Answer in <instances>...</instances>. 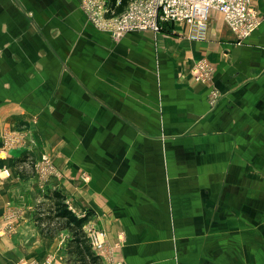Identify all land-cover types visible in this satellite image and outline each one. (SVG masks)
Segmentation results:
<instances>
[{
	"label": "crops",
	"instance_id": "crops-1",
	"mask_svg": "<svg viewBox=\"0 0 264 264\" xmlns=\"http://www.w3.org/2000/svg\"><path fill=\"white\" fill-rule=\"evenodd\" d=\"M252 3L258 27L239 39L217 10L204 29L116 37L81 0H0V264H70L53 191L115 260L264 264V0ZM201 60L208 81L192 74ZM43 156L57 170L45 179Z\"/></svg>",
	"mask_w": 264,
	"mask_h": 264
},
{
	"label": "built area",
	"instance_id": "built-area-1",
	"mask_svg": "<svg viewBox=\"0 0 264 264\" xmlns=\"http://www.w3.org/2000/svg\"><path fill=\"white\" fill-rule=\"evenodd\" d=\"M81 6L96 27L116 37L128 32H158L166 24L175 22L195 24L204 29L212 10L222 13L225 22L239 39L248 37L259 24L252 0H130L122 12H116L111 7L110 0H81ZM192 74L196 81H208L213 75V67L208 61L201 60L194 66ZM219 96L218 91L212 92V105L217 102ZM19 142V135L14 138L7 133L4 147L5 149L16 147ZM33 164L43 179L57 171L48 156L41 157ZM0 173L5 177L11 175L7 169ZM17 216L16 211H10L3 231L11 229ZM84 230L93 251L101 257V264H127L111 256V250L102 231L89 224L84 225ZM49 262L48 259L43 264Z\"/></svg>",
	"mask_w": 264,
	"mask_h": 264
},
{
	"label": "trees",
	"instance_id": "trees-1",
	"mask_svg": "<svg viewBox=\"0 0 264 264\" xmlns=\"http://www.w3.org/2000/svg\"><path fill=\"white\" fill-rule=\"evenodd\" d=\"M130 0H121L117 5V0H110V5L116 12H122ZM52 198L55 202L56 217L59 227L68 229L72 233V238L68 244V261L71 264H101L102 260L92 249L85 234L84 225L87 217H78L66 204L65 196L59 191H53Z\"/></svg>",
	"mask_w": 264,
	"mask_h": 264
},
{
	"label": "rangeland",
	"instance_id": "rangeland-1",
	"mask_svg": "<svg viewBox=\"0 0 264 264\" xmlns=\"http://www.w3.org/2000/svg\"><path fill=\"white\" fill-rule=\"evenodd\" d=\"M7 133H10L14 138L16 137V134H14V133H12V132H7ZM5 136H6V135H5ZM4 138H5V137H4ZM16 147H17V146H16ZM35 163H36V162H35ZM33 166H34V164H33ZM34 167H35V166H34ZM35 172H36V168H35ZM36 173H37V172H36ZM86 224H87V223H86ZM86 224H85V225H86ZM92 226H93V225H92ZM93 227H94L96 230H99V229H97L95 226H93ZM49 258H50V257L46 258L45 261L48 260ZM50 259H51V258H50ZM45 261H44V262H45Z\"/></svg>",
	"mask_w": 264,
	"mask_h": 264
}]
</instances>
